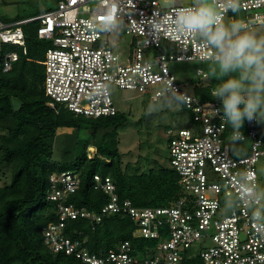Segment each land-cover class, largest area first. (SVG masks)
<instances>
[{
	"label": "built area",
	"instance_id": "1",
	"mask_svg": "<svg viewBox=\"0 0 264 264\" xmlns=\"http://www.w3.org/2000/svg\"><path fill=\"white\" fill-rule=\"evenodd\" d=\"M181 2L188 4L189 0ZM157 3L129 0L125 6V32L135 40L124 60L107 46L105 36L90 30L97 11L94 0H58L54 9L35 17L0 21V44L13 45L0 61L3 72L27 54L23 24L39 22L36 35L49 42L41 61L44 95L55 112L63 107L88 118L113 116L118 110L111 85L145 95L151 101L161 80H173V86L188 97L182 107L191 115V125L165 129L169 163L179 176L182 197L168 206L139 207L130 199L120 198L110 176L94 174V188L107 195V202L100 211L92 212L68 201L79 187L77 173L52 172L46 199L56 203V220L43 227V241L53 252L72 254L87 264H264V238L255 235L250 212L244 208L223 212L224 195L235 188L241 170L255 173L258 183L255 164L264 156L260 125L247 120L245 129L240 130L244 141L249 142L247 155L238 157L230 152L229 125L222 120L220 101L203 100L192 89L188 91V83L178 80L168 67L171 61L204 62V52L195 42L169 32L158 40L153 38L149 20L158 13ZM234 16L246 27L251 23L264 25V0H241L240 11H229L226 17ZM206 74L201 68L195 69L198 78ZM100 83L107 84V91L93 94L94 86ZM113 214L134 223L133 238L155 241L152 252L134 254L131 241L125 240L99 255L84 247L82 232L76 237L64 233L70 220L82 218L98 224L104 216ZM206 241L210 245H205ZM196 243L197 256L188 254Z\"/></svg>",
	"mask_w": 264,
	"mask_h": 264
},
{
	"label": "trees",
	"instance_id": "2",
	"mask_svg": "<svg viewBox=\"0 0 264 264\" xmlns=\"http://www.w3.org/2000/svg\"><path fill=\"white\" fill-rule=\"evenodd\" d=\"M38 23L32 20L23 24L26 56L15 61L7 72L0 68V167L9 169L8 174L3 172L7 180L0 185V264H87L72 254L53 252L43 241V227L56 220V203L46 199L52 172L77 173L79 187L68 201L92 212L100 211L107 202V195L94 188V174L110 176L120 198L130 199L139 207L168 206L184 192L178 174L170 166L156 162L141 173L130 171L131 164L124 163L117 136L127 112L118 109L113 116L88 118L63 107L55 112L46 104L41 61L49 42L37 37ZM5 45L1 44L0 61L13 48ZM203 82L199 78L192 84L194 94L203 100L215 99L211 92L216 83L213 79L209 84ZM259 125L264 136V124ZM82 126L89 128L85 144L95 148L92 155L88 151L77 153ZM59 129L71 131L59 135ZM228 130L231 132L230 126ZM134 230L128 217L113 214L104 216L98 224L82 218L70 220L64 233L76 237L82 232L84 247L99 255L125 240L131 241L134 254L152 252L155 241L133 238Z\"/></svg>",
	"mask_w": 264,
	"mask_h": 264
},
{
	"label": "clouds",
	"instance_id": "3",
	"mask_svg": "<svg viewBox=\"0 0 264 264\" xmlns=\"http://www.w3.org/2000/svg\"><path fill=\"white\" fill-rule=\"evenodd\" d=\"M96 16L90 21V30L116 41L127 30L123 12L129 0H94ZM158 13L149 20L154 39L169 32L195 42L204 52L207 65L205 79L219 81L211 96L218 99L224 120L231 128L228 140L239 157L245 138L241 133L244 121L264 124V35L246 27L231 11L241 9V0H158ZM107 84L94 86L93 94L102 95ZM188 97L173 86V80H161L151 99L147 115L166 107L183 106ZM264 171V170H262ZM255 173L241 170L235 179V188L224 195L223 212L234 213L240 208L250 212V223L255 235L264 238V186L255 180Z\"/></svg>",
	"mask_w": 264,
	"mask_h": 264
},
{
	"label": "rangeland",
	"instance_id": "4",
	"mask_svg": "<svg viewBox=\"0 0 264 264\" xmlns=\"http://www.w3.org/2000/svg\"><path fill=\"white\" fill-rule=\"evenodd\" d=\"M56 3V0H0V21L12 22L16 19L22 20L21 18L24 16L35 12H41L40 14H42L54 9ZM248 27L256 31L259 35H264V25L251 23ZM104 40L107 42V46L114 53L118 54L121 60H124L130 53L135 38L124 32L116 41H112L109 37H105ZM5 46L10 47V45ZM168 67L178 80L188 83V91L192 89L191 84H194L199 79L195 75V69L201 68L207 72V65L199 61H171L168 63ZM202 79L205 84H209L212 79L215 83L219 82L214 78L209 80ZM110 93L117 110L127 112L126 121L118 128L117 138L124 163L129 162L131 164L130 171L137 169L141 173L147 172L155 166L156 162L170 166L168 140L165 129L168 126L189 127L192 123L189 112L182 106H177L166 107L159 112L147 115L146 110L150 101H148L145 95H139L137 92L127 89H120L114 85L110 86ZM70 131V129H59L58 134L62 135L64 132ZM88 136L89 128L82 126L78 138V154L85 151L90 152V155L94 153L93 150L95 148L85 144ZM227 143L230 152L235 154L231 142L227 141ZM238 143H242L240 148L243 149V153L239 156L247 155L249 153V142L244 141ZM255 168L258 176V184L264 186V171H262L264 170V156L259 158L255 164ZM8 170V167L5 165L0 167V185L7 180V175L4 177L3 172L8 174ZM205 245H210V242L206 241ZM198 251L199 246L196 243L191 247L188 254L197 256Z\"/></svg>",
	"mask_w": 264,
	"mask_h": 264
}]
</instances>
